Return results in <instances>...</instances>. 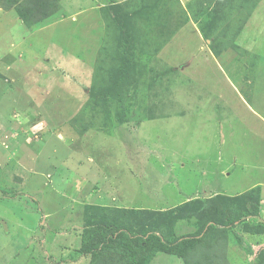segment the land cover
<instances>
[{"label":"rangeland","instance_id":"obj_1","mask_svg":"<svg viewBox=\"0 0 264 264\" xmlns=\"http://www.w3.org/2000/svg\"><path fill=\"white\" fill-rule=\"evenodd\" d=\"M218 1L59 0L38 23L0 1V264H87L97 205L167 210L148 222L190 234L208 198L239 215L262 185L264 220V0ZM122 30L137 66L124 72L125 123L101 98H114ZM217 224L187 263L138 261L264 264L263 231Z\"/></svg>","mask_w":264,"mask_h":264},{"label":"trees","instance_id":"obj_2","mask_svg":"<svg viewBox=\"0 0 264 264\" xmlns=\"http://www.w3.org/2000/svg\"><path fill=\"white\" fill-rule=\"evenodd\" d=\"M0 1L4 2L3 6L8 9L15 7L23 21L34 20L36 23L54 15L60 9L59 0ZM237 1L238 6H241L243 0ZM235 6L236 4L233 3V8ZM108 10L113 15L119 14L118 19L120 20V25H125V18L123 16L125 10L122 2L112 3L111 6H108ZM122 16L123 18H121ZM122 34L124 35L125 44H123L122 65L119 67L120 75L118 72H112L110 75V77H112V85L110 87L114 90V98L110 100V98L107 97L108 94L105 92L104 97L102 96L101 98L106 101L105 103H109L112 107L115 106L114 111L117 113V117H119L116 121L125 123L132 120V118L125 114L126 110H124L126 105L123 97V85L125 84V78L127 76L124 72L129 71L131 68H136L137 66H135L134 60L130 54V44L132 43L129 38L130 33L126 30H122ZM155 58L158 62V58L156 56ZM152 61L153 59H151V64L153 63ZM159 64L160 63H157L156 65ZM172 69L175 70L174 68ZM154 80L155 79H152L150 82ZM101 92L102 91H100V93ZM170 185L175 186L174 188L178 191V184L171 180ZM262 188V185H258L257 188H252L254 190H248L246 195L244 194L243 199L248 201L246 204L251 200H254L258 204L257 207L242 212L239 215L233 212L229 205L224 207L222 200L218 198H208V204L210 203L212 206H208L210 209H204L206 203L204 204L202 207V209H204V212H202L204 216L202 220L199 217L200 220L197 222L198 229L190 234H177V226L175 223L171 228L169 221H166L165 225L160 224L158 217L156 221L151 223L148 222L149 218H152L156 212L163 213L167 210H155L149 207L127 208L122 206L105 209L104 206L97 205V210L91 212L87 216L88 218L85 222L86 228L81 237L80 255L82 257H88L89 260L87 264H140L138 258L141 255L152 257V255L154 256L156 253L167 252L168 254L170 253L182 258L184 262L187 263V258L190 257L187 249H192L195 244L204 249V241L207 236H209L211 229L218 225L217 223L226 224L224 232L225 230L227 231V229L234 228L238 224L243 225L244 231L250 234H261L262 231L264 232V220H261L259 209L262 202L260 201L262 199ZM116 208H118L117 212L115 211ZM112 210H114L115 213L111 214ZM181 211V209L177 208L174 210V219L181 216ZM173 214L169 213V216H173ZM156 216L157 215L154 217ZM250 217H255L257 220L260 219L262 222H252L250 221ZM137 218H139L138 224L140 227L135 229L133 222L134 220L136 221ZM200 251L202 252V250Z\"/></svg>","mask_w":264,"mask_h":264},{"label":"crops","instance_id":"obj_3","mask_svg":"<svg viewBox=\"0 0 264 264\" xmlns=\"http://www.w3.org/2000/svg\"><path fill=\"white\" fill-rule=\"evenodd\" d=\"M1 8H2V7H1ZM170 181H171V180H170ZM140 195H141V194H140ZM81 258H84V259L86 258V259H88V257H82V256H81Z\"/></svg>","mask_w":264,"mask_h":264},{"label":"water","instance_id":"obj_4","mask_svg":"<svg viewBox=\"0 0 264 264\" xmlns=\"http://www.w3.org/2000/svg\"><path fill=\"white\" fill-rule=\"evenodd\" d=\"M6 225V224H5Z\"/></svg>","mask_w":264,"mask_h":264}]
</instances>
